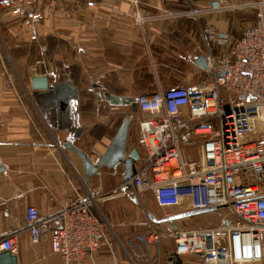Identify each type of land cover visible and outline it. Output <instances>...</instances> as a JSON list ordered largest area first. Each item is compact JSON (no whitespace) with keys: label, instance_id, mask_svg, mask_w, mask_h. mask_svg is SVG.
<instances>
[{"label":"crops","instance_id":"crops-1","mask_svg":"<svg viewBox=\"0 0 264 264\" xmlns=\"http://www.w3.org/2000/svg\"><path fill=\"white\" fill-rule=\"evenodd\" d=\"M229 1L91 0L78 20L56 23L48 17L33 41L0 8V43L2 39L7 43L5 56L0 46V237L17 236V251L13 253L17 264H62L46 236L38 243L29 240L25 209L33 205L41 217L48 216L75 190L101 195L95 210L106 224L107 234L119 241L145 233L151 222L158 223L154 219L177 212L156 215L163 208L154 199L142 202L141 196L134 198L123 192L122 164L100 167L85 182L81 157L64 144L71 142L95 162L128 116L126 151L136 148L142 155L137 124L149 114L138 108L134 111L129 99L136 101L138 96L160 89L189 87L202 81L198 80L202 75L197 74L207 73L195 64L197 57L206 54L208 47L214 55L220 52L206 41V29L228 31L237 38L235 35L242 32L237 28L250 24H240L225 12L199 21L169 13L187 5L206 8ZM138 16L145 18L142 23ZM57 24H63L64 30L58 31ZM46 36L76 39L81 56L78 78L70 63L63 65L62 73L55 60L42 69L40 48ZM40 74H47L49 83L66 86L54 88L50 96H39L31 89L30 78ZM131 122L135 125L132 130ZM189 150L194 152L191 147ZM191 154L190 158H195ZM139 209L148 215H140ZM192 220L185 217L170 227L193 224ZM109 241L110 245H101L80 264H132L125 245ZM173 250L172 239L170 247L153 245L152 259L139 264H174ZM190 256L193 259L187 258ZM177 264L202 262L199 257L185 255L177 256Z\"/></svg>","mask_w":264,"mask_h":264},{"label":"built area","instance_id":"built-area-1","mask_svg":"<svg viewBox=\"0 0 264 264\" xmlns=\"http://www.w3.org/2000/svg\"><path fill=\"white\" fill-rule=\"evenodd\" d=\"M71 1L0 0V8L33 41L51 9ZM242 9L253 11L255 21L240 37L206 29V41L220 49L214 55L208 47L207 68H199L209 81L136 98L137 108L149 114L138 122L143 154L134 175L122 183V191L134 198L151 192L162 208L219 214L218 226L168 227L174 254L194 255L202 264H264V0H230L169 13L197 20ZM143 20L137 17L139 23ZM194 143L196 156L191 159L188 147ZM99 195L75 190L45 217L27 206L29 240L38 243L46 236L62 264H80L101 245H110L106 224L95 210ZM160 238L153 222L145 233L128 238L132 264L151 260L152 246H159ZM17 246L14 233L0 237V252L13 254Z\"/></svg>","mask_w":264,"mask_h":264},{"label":"rangeland","instance_id":"rangeland-1","mask_svg":"<svg viewBox=\"0 0 264 264\" xmlns=\"http://www.w3.org/2000/svg\"><path fill=\"white\" fill-rule=\"evenodd\" d=\"M91 0H74L71 2H68L65 5H58L54 8L51 9V11L48 13L47 17L45 18V20L41 23V25L48 20L49 18L52 19L54 22L59 23L60 21H66V20H78L80 19V12L81 10H83L87 4L90 2ZM241 1H245V0H241ZM190 6L192 5H187V7L183 8L182 10L176 11V12H182L185 9H188ZM173 12V13H176ZM217 12V11H216ZM215 12L209 13V14H205L201 17H199V19H197V21H199L200 19H202L203 17H205L206 15H212ZM227 13V15H229L230 17H232L233 19H236L238 21V23H248V22H253L255 21V14L253 11L251 10H237L234 12H225ZM49 17V18H48ZM140 17V16H138ZM137 18V17H136ZM144 18V17H143ZM145 19V18H144ZM243 24V25H244ZM40 25V26H41ZM63 24L58 25L57 24V30L58 31H63L64 29H62ZM62 26V27H61ZM241 28H237L239 30V32L242 30V25H240ZM56 30V31H57ZM76 39H70L68 36L65 37H60V38H49V36H46L43 40V43H41V48H40V52L42 53L41 57H42V69H45V66L47 65V63H50L51 65H53L54 60H55V64L57 66L58 71H60L61 73L64 72V64L70 63V70L72 72V74L75 76V78H78L80 76V66H81V56L78 53L79 51H77V46L78 44L75 42ZM6 40L2 39V42L0 43V46L2 48V51L4 53L5 56V52H6V46L7 43L5 44ZM48 60H50L48 62ZM48 68V67H46ZM11 70V69H10ZM12 72V71H11ZM194 73V72H193ZM197 75H202L199 76L200 78H198V80H202V81H209L210 77L208 74H203V73H198ZM201 82V81H200ZM138 125V124H137ZM133 126H135L134 124H132V122L130 123V127L131 130L133 128ZM139 127V126H138ZM191 150H194V152H190L189 150V154H191L192 156H196L195 154V143L191 145ZM153 194L151 192H144L141 194V198L140 200L145 201V200H153ZM131 201V200H130ZM130 204H132V201L130 202ZM175 208V207H173ZM172 207L169 208H163V209H158V211H156V215H166L167 211H176L178 210L173 209ZM131 211H132V206H131ZM210 213V212H209ZM200 213V214H196L193 216H189L187 217V219H193L192 222L193 224H180L178 223L180 228L186 227V228H191V227H210V226H216L218 224V218H219V214L216 213ZM132 214V213H131ZM139 214L140 215H148V213L146 211H142L141 209H139ZM147 217V216H146ZM147 219V218H146ZM180 220H178L179 222ZM154 225L159 229V231L161 232V238H160V244L161 246H168L170 247L171 245V239L168 235V227H170V223L166 222V223H162V224H158L153 222ZM199 225V226H198ZM219 225V224H218ZM108 237L111 239L112 242H117V243H122L125 245L127 251L129 252V248L127 246L126 243V239H120L121 241H119L116 236H114L112 233H108ZM130 253V252H129ZM153 257V256H152ZM187 258H192V256L187 257ZM197 260V259H196Z\"/></svg>","mask_w":264,"mask_h":264},{"label":"water","instance_id":"water-1","mask_svg":"<svg viewBox=\"0 0 264 264\" xmlns=\"http://www.w3.org/2000/svg\"><path fill=\"white\" fill-rule=\"evenodd\" d=\"M195 64L200 68L206 69L207 62L204 55H200L197 57ZM30 86L31 89L35 92H39L40 96H50L52 91L56 87H65V83H49V77L47 74L33 75L30 78ZM132 104V109L134 111L137 110V105L134 100L129 99ZM130 122V117H124L122 123L117 129L115 135L111 139L110 143L106 147L105 151L101 156H99L95 162H92L87 154L73 145L71 142H66L64 147L73 150L76 152L83 161L84 168V180L88 181V177L90 175H94L98 173V169L100 167H108L113 168L118 164H122L124 171L121 176L122 183H126L135 173V161L138 159L139 154L136 148H132L130 151H126L127 144V134H128V126ZM211 210V209H210ZM208 211L206 210H194L187 211L183 213H179L177 215H173L167 219H180L189 216H193L196 214L204 213ZM154 219V218H153ZM165 219H154V221H162ZM172 261L174 264H177V256L173 255ZM0 264H17V256L12 254L10 251H1L0 252Z\"/></svg>","mask_w":264,"mask_h":264},{"label":"flooded vegetation","instance_id":"flooded-vegetation-1","mask_svg":"<svg viewBox=\"0 0 264 264\" xmlns=\"http://www.w3.org/2000/svg\"><path fill=\"white\" fill-rule=\"evenodd\" d=\"M177 214H179V212H174V213H171V214H167V215H169V216H165V217H163V218H160V219H165V220H162V221H157L159 224H162V223H166V222H168V223H170V225L172 226V224L171 223H173V222H177L178 220H180V219H182V218H180V219H167V218H170L171 216H173V215H177ZM160 219H158V220H160ZM177 227V226H176ZM173 228V227H172ZM175 228V227H174Z\"/></svg>","mask_w":264,"mask_h":264},{"label":"trees","instance_id":"trees-1","mask_svg":"<svg viewBox=\"0 0 264 264\" xmlns=\"http://www.w3.org/2000/svg\"><path fill=\"white\" fill-rule=\"evenodd\" d=\"M255 14V13H254ZM254 23V21L253 22H251L249 25H247L246 27H248V26H250V25H252ZM246 27H244V28H242V30L241 31H243ZM236 37H240L241 36V32L238 34V35H235Z\"/></svg>","mask_w":264,"mask_h":264}]
</instances>
